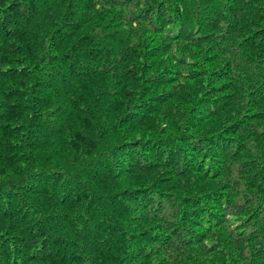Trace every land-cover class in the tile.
I'll return each mask as SVG.
<instances>
[{
  "label": "trees",
  "instance_id": "16d2710c",
  "mask_svg": "<svg viewBox=\"0 0 264 264\" xmlns=\"http://www.w3.org/2000/svg\"><path fill=\"white\" fill-rule=\"evenodd\" d=\"M0 264H264V0H0Z\"/></svg>",
  "mask_w": 264,
  "mask_h": 264
}]
</instances>
